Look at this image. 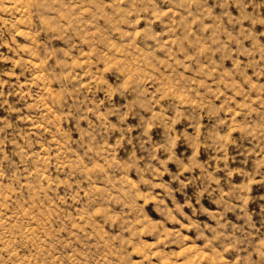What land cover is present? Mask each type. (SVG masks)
<instances>
[{
    "label": "rangeland",
    "instance_id": "374dc122",
    "mask_svg": "<svg viewBox=\"0 0 264 264\" xmlns=\"http://www.w3.org/2000/svg\"><path fill=\"white\" fill-rule=\"evenodd\" d=\"M0 264H264V0H0Z\"/></svg>",
    "mask_w": 264,
    "mask_h": 264
}]
</instances>
